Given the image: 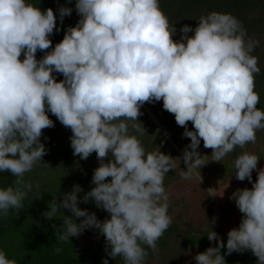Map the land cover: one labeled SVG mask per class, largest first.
Returning a JSON list of instances; mask_svg holds the SVG:
<instances>
[{
    "label": "clouds",
    "instance_id": "1",
    "mask_svg": "<svg viewBox=\"0 0 264 264\" xmlns=\"http://www.w3.org/2000/svg\"><path fill=\"white\" fill-rule=\"evenodd\" d=\"M75 10L80 19L53 47L49 37L59 29L52 8L0 0V173L15 177L14 187L0 189V215L24 208L33 190L26 173L37 164L50 167L42 162L47 150L40 140L44 129L54 127L50 112L71 129L73 155L86 160L95 152L99 161L90 191L78 197L83 189L74 185L59 202L52 198L42 213L49 220L62 213V223L52 225L56 240L70 243V237L97 229L108 257L144 264L148 253L142 245L157 251L156 242L172 222L164 177L174 170L175 158L160 148L146 153L129 127L146 134L138 121L140 109L162 100L191 141L182 156L184 180L205 165L198 151L201 140L219 163L236 147L255 143L257 130H264V111L257 108L260 96L254 90L260 68L251 55L259 41L248 37L236 17L217 12L200 16L195 29L183 25L175 41L177 30L159 0H76ZM58 12L62 23L72 8L60 6ZM37 51L45 52L39 60ZM188 122L194 130H188ZM259 160L247 151L236 156V179L252 183L229 197L242 213L239 227L229 230L225 245L212 230L215 220L210 221L206 236L216 246L198 253L196 264H226L224 248L228 255L251 251L256 264H264V168H258ZM90 200L110 218L100 221L78 207ZM73 217L82 219L77 223ZM0 264L16 261L0 250Z\"/></svg>",
    "mask_w": 264,
    "mask_h": 264
},
{
    "label": "trees",
    "instance_id": "2",
    "mask_svg": "<svg viewBox=\"0 0 264 264\" xmlns=\"http://www.w3.org/2000/svg\"><path fill=\"white\" fill-rule=\"evenodd\" d=\"M28 2L40 7L41 10L52 8L56 14L59 31L54 30L49 37L53 47L63 39L66 29L74 27L80 19L75 10L76 0H71V2L69 0H28ZM159 4L161 10L168 17L170 25L174 24L177 30L172 37L175 41H180L182 34L179 30L183 25H189L195 29L198 26L199 17L211 12L231 14L242 22L248 37L259 41V45L255 47L251 55L258 58V67L260 68V72L254 74V90L260 96L257 108L264 111V0H159ZM60 6L72 8L71 15L66 16L62 23L58 12ZM188 35L192 36L194 32H190ZM47 51H51V49ZM44 55L45 52L37 51L36 58L39 60ZM53 75L58 81L63 79L62 74L53 73ZM140 111L142 115L138 117V121L145 128L146 134L136 133L131 126L129 134L137 136L146 153L158 151L160 148L161 152L172 157L176 153L175 147L184 150L191 143L190 138L183 136L185 129L177 125L174 115L163 109L162 100L145 103ZM150 113L158 124L151 120ZM48 115L53 121L54 127L44 129L40 140L47 150L42 162L48 163L50 167L37 164L31 172L26 173L24 180L33 185V190L24 199V208L19 212L16 209H10L7 216L0 215V250L5 252L6 258L15 260L16 264H103L104 259H108V262L111 260L113 264V262L122 261L123 258L120 256L115 259L107 256L105 238L98 230L93 237H88V241L85 243L83 233L79 237H70V243L57 241L53 235L52 225L62 223V213H58L52 220L46 219L42 215L47 210L48 202L52 198H57L59 202L62 198L61 194L71 191L79 176L82 180L94 174L95 168L91 165L87 167L85 161L96 155L93 152L86 160L74 156L69 139L72 136L71 129L64 127L55 115L50 112ZM187 127L188 130H194L191 122H188ZM161 129L164 130V133L161 132ZM262 138L264 139V130H257L255 142ZM252 144H247L244 149L236 147L230 153L231 157L228 161L233 162L231 168L225 169L227 164L223 160L220 162L218 167L222 169L223 185L234 182L242 186V181H238L235 177L234 160L242 152L250 151ZM110 158L109 155L105 159V163ZM14 180L15 177L10 173H0V189L14 187ZM37 184L39 189L36 188ZM87 186H93L92 181L89 180ZM91 202V200L88 203L80 202L78 207L87 210L96 208ZM61 211L65 215H73L67 209ZM102 211V208H98V212L95 213L98 220L101 219ZM237 211L242 217L238 208ZM73 218L77 220V223L82 219ZM206 235V232L193 234V237L199 239L200 245L198 243L197 247L200 253L211 246L209 240H203V238L207 240ZM56 248H61L62 251L56 253ZM221 254L224 255L226 264H256L257 260L251 251L233 252L228 255L224 248L221 249Z\"/></svg>",
    "mask_w": 264,
    "mask_h": 264
},
{
    "label": "rangeland",
    "instance_id": "3",
    "mask_svg": "<svg viewBox=\"0 0 264 264\" xmlns=\"http://www.w3.org/2000/svg\"><path fill=\"white\" fill-rule=\"evenodd\" d=\"M150 115L151 120L158 124L151 113ZM161 132L164 133V130L161 129ZM175 150L176 153L172 156V158H175V168L170 170L164 177V187L169 197L167 214L172 222L156 242L157 251L153 252L150 247L142 245L148 253L144 264H196L194 257L200 253L197 247L200 243L199 239L193 237V234L196 232L207 233L206 229L211 228L210 221L213 220H215V224L212 230L218 233L224 243L227 242V233L232 228H238L242 218L233 200L229 199V197L237 188L252 187V183L247 179L242 181V186L234 182L223 185L221 179L222 169L218 167L220 163L212 161V149L205 148L203 141L198 151L205 165L195 169L190 180H184L181 178L182 170H187V166L182 159L184 150L180 147H175ZM247 152L255 155L259 153L258 168H264L263 138L253 143L250 151ZM230 157L231 154L229 153L223 159L225 164H227L225 169L231 168L233 164V162L228 161ZM96 160V155H94L88 158L85 164H87V167L91 165L96 169L99 166V161ZM92 177L93 174L82 180H80V176L77 178L75 184L83 189V191L78 193V197H82L85 192L90 191L94 187V185L87 186L89 180L92 181ZM256 179L257 171L254 170L252 181L255 182ZM91 204L95 205L94 202H91ZM88 211L97 213L98 207L90 208ZM100 218L103 221L106 218H110V214L103 210ZM96 231L97 229L84 231V243L88 241V237H93ZM203 240L208 241V238L207 240L203 238ZM210 244V247L216 246L215 241H211ZM109 264H112L111 260ZM113 264H124V260L113 262Z\"/></svg>",
    "mask_w": 264,
    "mask_h": 264
},
{
    "label": "crops",
    "instance_id": "4",
    "mask_svg": "<svg viewBox=\"0 0 264 264\" xmlns=\"http://www.w3.org/2000/svg\"><path fill=\"white\" fill-rule=\"evenodd\" d=\"M217 218H219V217H217ZM220 218H221V217H220ZM220 218H219V219H220Z\"/></svg>",
    "mask_w": 264,
    "mask_h": 264
}]
</instances>
